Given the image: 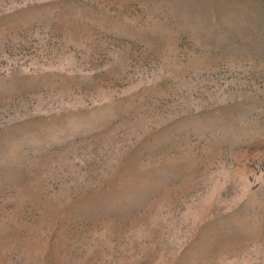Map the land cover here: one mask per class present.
Segmentation results:
<instances>
[{
    "label": "rangeland",
    "instance_id": "obj_1",
    "mask_svg": "<svg viewBox=\"0 0 264 264\" xmlns=\"http://www.w3.org/2000/svg\"><path fill=\"white\" fill-rule=\"evenodd\" d=\"M0 264H264V0H0Z\"/></svg>",
    "mask_w": 264,
    "mask_h": 264
}]
</instances>
